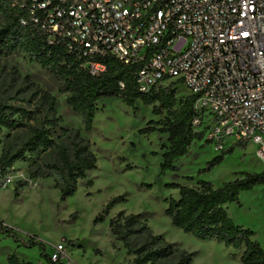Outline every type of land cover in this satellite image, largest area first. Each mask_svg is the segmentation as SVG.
Returning a JSON list of instances; mask_svg holds the SVG:
<instances>
[{"label": "rangeland", "instance_id": "rangeland-1", "mask_svg": "<svg viewBox=\"0 0 264 264\" xmlns=\"http://www.w3.org/2000/svg\"><path fill=\"white\" fill-rule=\"evenodd\" d=\"M4 19L0 17V26ZM178 99L184 100L190 92L183 84H176ZM48 93L56 100L54 109L36 108V93ZM67 95L59 92L55 78L28 57L14 56L0 60V105L9 104L37 112L35 121L25 123L44 125L57 123L52 137L70 146L64 130L80 131L91 143V150L98 158L97 169L79 180L75 196L61 201L55 188L58 174L46 177V165L56 164L53 153L40 158L19 162L11 174L12 182L0 190V222L13 228L25 241L37 237L46 245L48 254L64 244L68 259L77 264H132L134 257L127 255L123 243L112 234L111 221L122 212L140 215L153 233L174 246L173 258L160 264H176L182 252L194 254L193 264H242L237 251L217 242H204L185 234L173 226L165 212L171 199H178V190L167 185L178 183L196 186L199 180L211 182L216 188L233 181L241 173L264 172V165L257 156V148L248 144L237 149L211 173L199 176L207 163L219 155L215 146L197 142L189 154L177 162V172L161 173L162 154L168 148V137L159 133L142 134L151 121L158 122L152 107L138 102L136 109L119 99H104L98 103L94 130L86 133L82 117L66 104ZM49 127V126H48ZM50 128V127H49ZM28 129L5 131L1 136L0 154L3 150L15 153L29 139ZM233 140L227 142L232 144ZM231 147V146H230ZM39 161V163H37ZM40 170L43 177L31 181L20 197L15 196V185ZM193 179V180H191ZM93 184L88 186L87 183ZM121 198L104 222L95 224L96 218L115 198ZM230 218L238 226L255 233L254 240L264 249V186L242 192L238 203L226 206ZM76 216V218H74ZM134 245L144 243L143 237H134ZM12 239L0 236V264H7V257L17 253L24 260L40 262L38 248L19 247Z\"/></svg>", "mask_w": 264, "mask_h": 264}, {"label": "trees", "instance_id": "trees-1", "mask_svg": "<svg viewBox=\"0 0 264 264\" xmlns=\"http://www.w3.org/2000/svg\"><path fill=\"white\" fill-rule=\"evenodd\" d=\"M42 1L52 3L48 9H52L59 2ZM45 12L37 10L32 15L31 7L22 9L16 7L13 0H0V17L4 19L0 26V60L24 55L51 74L59 84V92L67 95V106L82 117L86 133L94 130L98 103L104 99H119L133 109H136L138 102L152 107L153 114L163 119L158 122L151 121L141 133H159L168 137L169 146L162 154L161 173L177 172V162L186 157L197 142L204 141L203 134L196 133L193 129L197 98L190 95L184 100L178 99L177 89L172 85L145 95L140 91L138 84V76L143 66L124 65L112 57L104 60L107 65L104 74L100 77L91 76L84 68L89 58L81 49H70V44L61 39L50 43V33L44 28ZM36 19L39 23L35 22ZM34 99L37 100L35 109L44 106L54 109L56 100L48 93H36ZM36 117V111L6 103L0 105V145L1 136L5 131L28 129L30 132L29 139L15 153L3 150L0 154V190L17 163L28 162L51 152L57 163L47 164L45 170L50 172L45 175H59L60 179L55 188L60 191V199L64 202L75 196L79 180H84L88 172L97 169L98 158L91 150L90 141L85 139L80 131L64 130L70 139L68 147L52 137L51 130L57 126L56 122L48 121L44 125L25 123V120L35 121ZM209 145L212 143L207 141L203 146ZM247 146V143L240 142L219 151V155L207 163L199 172V176L211 173L237 149ZM43 176L38 170L28 179L17 182L15 196L20 197L23 191L30 187L32 180ZM92 184V181L87 183L88 186ZM257 186H264V172L241 173L237 179L225 183L220 188L203 180H199L196 186L173 183L167 187L178 190L180 196L168 202L165 214L171 219L173 226L185 234L204 242L224 244L226 248L241 253L242 264H264V249L254 240L255 233L236 225L226 209L228 204L239 202L242 192L251 191ZM120 200V197L113 199L96 218L95 224L104 222ZM110 227L112 234L123 243L127 255L134 257L132 264H160L175 255L174 246L155 235L147 223L141 221L140 215L126 216L122 212L111 221ZM0 236L12 239L20 245L19 247L38 248L40 262L44 264H65L61 259L54 261L48 254L46 245L37 237H30L29 241H25L3 222H0ZM134 237H143L145 241L136 246L132 240ZM193 259L194 254L184 251L179 255L176 264H193ZM7 264L40 263L24 260L17 253H13L8 255Z\"/></svg>", "mask_w": 264, "mask_h": 264}, {"label": "built area", "instance_id": "built-area-1", "mask_svg": "<svg viewBox=\"0 0 264 264\" xmlns=\"http://www.w3.org/2000/svg\"><path fill=\"white\" fill-rule=\"evenodd\" d=\"M32 15L44 10L50 43L81 49L91 76L112 57L141 65L140 91L183 84L194 106L193 129L217 151L253 144L264 165V0H13ZM39 23V20H35ZM233 140L232 144H227ZM12 182L9 176L5 185ZM66 246L54 261L75 264Z\"/></svg>", "mask_w": 264, "mask_h": 264}, {"label": "crops", "instance_id": "crops-1", "mask_svg": "<svg viewBox=\"0 0 264 264\" xmlns=\"http://www.w3.org/2000/svg\"><path fill=\"white\" fill-rule=\"evenodd\" d=\"M229 249H231V248H229ZM238 257H239V259H240V257H241V253L238 255Z\"/></svg>", "mask_w": 264, "mask_h": 264}]
</instances>
